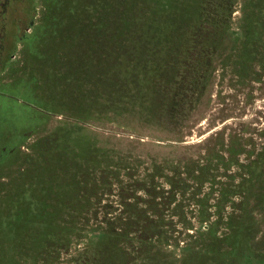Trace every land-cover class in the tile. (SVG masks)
Here are the masks:
<instances>
[{
	"label": "rangeland",
	"instance_id": "374dc122",
	"mask_svg": "<svg viewBox=\"0 0 264 264\" xmlns=\"http://www.w3.org/2000/svg\"><path fill=\"white\" fill-rule=\"evenodd\" d=\"M132 1L30 0L0 96L10 137L29 136L0 165V264H264V0L207 7L223 31L184 82L198 23L146 12L117 60L85 51ZM135 1L179 27L201 5Z\"/></svg>",
	"mask_w": 264,
	"mask_h": 264
},
{
	"label": "trees",
	"instance_id": "16d2710c",
	"mask_svg": "<svg viewBox=\"0 0 264 264\" xmlns=\"http://www.w3.org/2000/svg\"><path fill=\"white\" fill-rule=\"evenodd\" d=\"M102 3V1H101ZM97 4H99V10L101 9V4L99 1H97ZM143 4L141 1H132V3L130 4V8H131V14L129 15V20L127 24V27L122 26L119 24V26H117V24H114L113 27L114 29H112V32L110 33V37L112 40H107L106 37H104V40H98V42L96 44L93 43H89L90 45L85 48V51L87 53L90 52V54H93V57L99 58V56L101 57V62L97 63V66L101 67L104 65V61L105 58L107 59H118L117 56L119 53H117L116 51V46L117 43L121 42V39H123V37H125L127 35V33H129V27L132 25V21L133 19H136L139 17V19L143 18V14H145L146 12H148L149 16L147 17V24L149 25V27L151 29H158L160 28L161 24H165L168 27H171L172 31H177L180 28H184L187 27L189 25H194V24H199L197 27H195L194 30V35L192 37L191 40V49L189 51V55H187V61H184L185 63V71L186 73L183 74L180 78V82H184L187 80V72L190 73V75L192 76V78L199 74L200 77H204V71L206 67V61H203L205 58L204 57V52H207V49L209 47V44H215V42L218 40L217 35H219L220 33H222L223 31V24L225 23L224 20H222V18L220 17V19L215 16V14H213L207 7H211L210 9L217 8L218 4H224L225 9L228 11H230V3L225 2L223 0H201L200 1V7L198 8V11L193 15V18L189 21L188 24L183 25V26H173L171 24H168L166 21L163 22L162 20L160 22L157 21L156 19V15L155 13H153V10L149 9V8H144ZM89 13H91V6L90 3L88 5H86L85 3L82 4V8L81 10L83 11V9H87ZM143 8V9H142ZM205 11H204V10ZM208 9V10H207ZM152 15H150V13ZM90 28V27H89ZM149 28V29H150ZM91 29H89L88 31H90ZM126 33V34H125ZM153 39L154 36L150 37L149 39ZM158 40V38H156V41ZM175 41H173L172 45L174 44ZM109 44V45H108ZM94 45V47H92ZM171 45V43H170ZM115 50V51H114ZM148 54V52H147ZM155 56V55H154ZM140 57V56H139ZM185 58V59H186ZM155 59V57H154ZM203 59V60H202ZM133 60V58L131 59ZM155 62V61H154ZM141 64V63H140ZM145 62H142V65H144ZM172 63L169 62L168 65L164 64V62H160L155 64V66H153L154 68H160V70L162 69L164 72H166L167 74L169 73L168 67H171ZM84 67V64H83ZM150 70V69H149ZM85 72V71H84ZM108 73V72H107ZM165 73V74H166ZM166 74V75H167ZM74 77L75 75L73 74L71 77L66 78L67 80L71 79V82L73 83L74 81ZM84 77V76H83ZM112 79V77H110ZM205 78V77H204ZM58 85V88L61 90L62 89V84L60 85L59 81L56 82ZM75 91V90H74ZM73 88H71L70 86H68L67 88V95L70 94L71 92H74ZM76 92V91H75ZM65 95V96H67ZM72 95V94H70ZM62 97L58 100V105L63 106V102L61 101ZM32 208V207H31Z\"/></svg>",
	"mask_w": 264,
	"mask_h": 264
},
{
	"label": "flooded vegetation",
	"instance_id": "af4514ba",
	"mask_svg": "<svg viewBox=\"0 0 264 264\" xmlns=\"http://www.w3.org/2000/svg\"><path fill=\"white\" fill-rule=\"evenodd\" d=\"M26 18L25 31L30 33V0H0V96L11 97L8 94V85L13 82L17 75V64L11 62V59L17 58V56L12 50L16 48L14 40L18 33L19 23L21 19L25 20ZM29 52L30 47L27 53ZM23 56L25 58V55ZM26 58L30 62V56L27 55ZM16 132L18 133V128L15 124H8L0 119V165H3L2 163L8 158L13 159L14 156L9 157L13 153L17 156L22 143L29 137L26 134L22 142L19 141L18 137L17 140H13L10 134L14 133L15 138Z\"/></svg>",
	"mask_w": 264,
	"mask_h": 264
}]
</instances>
